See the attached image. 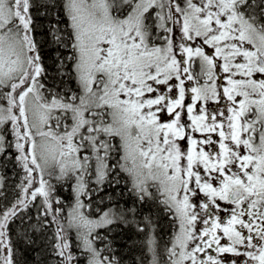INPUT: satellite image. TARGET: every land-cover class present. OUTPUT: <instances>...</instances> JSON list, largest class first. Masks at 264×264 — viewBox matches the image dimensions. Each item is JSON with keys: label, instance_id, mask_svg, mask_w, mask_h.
Wrapping results in <instances>:
<instances>
[{"label": "snow or ice", "instance_id": "snow-or-ice-1", "mask_svg": "<svg viewBox=\"0 0 264 264\" xmlns=\"http://www.w3.org/2000/svg\"><path fill=\"white\" fill-rule=\"evenodd\" d=\"M0 159V264H120L103 230L150 202L174 231L136 223L147 264H264V0H0Z\"/></svg>", "mask_w": 264, "mask_h": 264}, {"label": "trees", "instance_id": "trees-1", "mask_svg": "<svg viewBox=\"0 0 264 264\" xmlns=\"http://www.w3.org/2000/svg\"><path fill=\"white\" fill-rule=\"evenodd\" d=\"M66 18L64 24L61 26H66ZM40 24L42 26H47V21L41 20ZM38 32H43V27L37 29ZM61 54L67 56L69 54L68 50L61 49ZM43 55L45 57V63L49 66L50 76L55 75L52 64H53V51L46 45L43 50ZM51 83V80H49ZM59 83V80H57ZM69 84L72 88H76L74 81H69ZM24 173L20 167L16 164L14 160L0 159V177L4 185L3 188H0V192H3L7 199L5 203L13 201L20 191L21 181L23 179ZM126 178L121 180L119 185H109L105 182L103 185L93 184V188L99 189L95 192L93 196L92 212L94 216H99L101 211L112 210H125L131 208L134 205V197L130 194L129 189L131 188L130 183L125 182ZM59 187V185H58ZM59 195L70 202L71 198V189L67 184L60 188ZM82 199H85L82 197ZM137 214L135 218L129 214L128 225H113L112 231L109 233L106 230L105 234L108 236V240L111 243L112 248L115 251L117 258L120 260V264H139L141 260H144V264H147V251L145 247L146 232H139L136 228L137 222H142L144 216H151L155 227V235L160 240L161 248L163 244L168 241L171 233L174 231V228L171 223L169 214L165 212L163 204L152 203L149 205L141 206L136 205ZM67 208V203H66ZM149 208L151 209L149 211ZM97 209L99 211H97ZM33 216V222L36 214V209L31 208L30 212L27 213ZM25 225L19 224L16 225V231L20 232ZM20 258L23 260L31 259L35 256L34 253L23 251V245L20 246Z\"/></svg>", "mask_w": 264, "mask_h": 264}, {"label": "rangeland", "instance_id": "rangeland-1", "mask_svg": "<svg viewBox=\"0 0 264 264\" xmlns=\"http://www.w3.org/2000/svg\"><path fill=\"white\" fill-rule=\"evenodd\" d=\"M0 181H1V177H0Z\"/></svg>", "mask_w": 264, "mask_h": 264}]
</instances>
